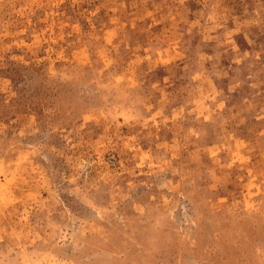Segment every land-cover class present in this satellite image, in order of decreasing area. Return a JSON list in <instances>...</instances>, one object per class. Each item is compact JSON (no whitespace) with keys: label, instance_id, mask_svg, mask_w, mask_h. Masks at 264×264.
Masks as SVG:
<instances>
[{"label":"rangeland","instance_id":"374dc122","mask_svg":"<svg viewBox=\"0 0 264 264\" xmlns=\"http://www.w3.org/2000/svg\"><path fill=\"white\" fill-rule=\"evenodd\" d=\"M0 264H264V0H0Z\"/></svg>","mask_w":264,"mask_h":264}]
</instances>
